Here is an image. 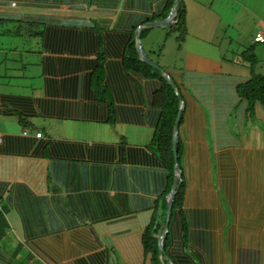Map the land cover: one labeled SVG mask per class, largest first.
Listing matches in <instances>:
<instances>
[{
	"label": "crops",
	"instance_id": "0c3cea01",
	"mask_svg": "<svg viewBox=\"0 0 264 264\" xmlns=\"http://www.w3.org/2000/svg\"><path fill=\"white\" fill-rule=\"evenodd\" d=\"M179 1L185 10L187 30L182 42L177 33H170L178 4L172 25L146 26L169 16L172 7L162 18L167 0H0V25L17 23L35 28L31 35L40 38L39 48L27 52L38 55L42 79L40 96L0 93V147L7 136L37 139L35 134L41 133L38 139L64 142L66 152H71V167L79 171L76 176H86L91 174L87 152L94 145L108 146L113 150L111 181H122L124 190L117 192L111 186L104 193L112 199L113 207L126 203L125 212L116 220L93 223L81 203L88 190L63 188L55 181L49 160L0 154L4 215L6 220L10 213L16 215L13 224L20 229L27 251L24 257L23 247L3 245L10 235L7 229L0 242V264H77L103 251L107 253V264H143L137 229L100 232L102 225L127 221L134 225L139 222L143 229L151 211H141L140 204H153L167 184L166 171L151 145L160 117V109L153 104L160 83L125 73L120 63L130 39L136 48L138 28L144 52L170 76L183 101L178 141L182 146L179 169L187 182L186 196L190 192L197 196V182L202 188L204 180L208 205H220L226 197L233 204L235 227L242 220H260L255 236L264 237V109L255 103L250 111L248 103L237 94L238 86L252 75L264 76V49L257 58L259 63L252 68L244 56L248 44H260L253 37L264 31V0ZM100 53L106 58L103 86L111 94L107 102L97 101L91 87ZM16 97L29 98V111L10 100ZM19 114L29 116L27 128L19 123ZM35 119L114 126L124 131L113 143L54 139L34 127ZM9 121L15 128L11 129ZM55 184L60 191L56 192ZM21 188L31 194L29 207L20 197ZM35 220L40 221L35 224ZM120 238L133 239L135 258L127 244L124 249L118 248ZM260 246L256 248L262 256L258 264H264V249Z\"/></svg>",
	"mask_w": 264,
	"mask_h": 264
},
{
	"label": "trees",
	"instance_id": "16d2710c",
	"mask_svg": "<svg viewBox=\"0 0 264 264\" xmlns=\"http://www.w3.org/2000/svg\"><path fill=\"white\" fill-rule=\"evenodd\" d=\"M172 5L173 0H167L166 12L162 15V18L166 17ZM181 5L183 4L179 1L175 17L176 23L170 29V33L175 32L178 34L179 42L184 40L187 31L185 10L182 9ZM252 50L253 48L249 47L244 53L251 68L259 63ZM105 59L104 54L100 53L96 69L91 76V87L99 102H107V99L108 101L111 100V94L103 86ZM120 63L125 73L130 72L141 77L157 79L160 83V88L153 98V104L160 109V117L151 145L157 152L161 165L166 171L167 184L165 190L153 201V204L149 205L146 202L140 204L141 211H151L150 218L141 230L139 238L143 264H168L169 261L173 264H258V260L262 256L256 248L261 245L260 247L264 249V237L255 236L260 220L254 222L242 220L239 222L238 227H235L234 223L229 225V222L226 221L228 216L223 212L222 206L216 205L215 202L208 205L209 194L205 190L206 183L204 180L202 188L197 182V196L191 195V192L189 197L186 196L187 182L184 175L173 201L168 233L163 242L165 254L162 255L159 252L157 237L164 230L167 210L166 201L174 179L175 159L172 151V135L179 99L174 90L163 79L161 68H152L139 60L133 40L130 39L126 43ZM120 75L122 76V74ZM237 94L248 103L250 111L253 110L255 103H259L264 109V76L260 74L252 75L247 82L238 86ZM10 100L21 105L25 111H29L31 108L28 97H16ZM112 105V103L109 104L111 122L115 117ZM28 117L23 114L18 115L19 123L23 128L28 127L26 123ZM2 143L0 154L32 155L47 159L51 162V173L55 174V181L63 188L65 186L67 189L71 186L74 191L88 190L81 203L84 208L83 212L93 220V223L116 220L125 212L126 203L124 201L121 205L113 207L112 199L107 198L104 193L111 186H114L117 192L122 193L124 190L122 181L119 180L117 184L115 180L111 181L113 175L109 169V164L113 156V150L108 146L94 145L89 153L87 152L91 174L76 176L79 171L71 167V162L68 161L72 157L69 156L71 152H66L64 142L36 139L35 137L7 136L1 140ZM181 148V141H178V165L181 162ZM78 152L84 153L80 150ZM65 154L68 156L67 158ZM58 184H55L56 192L60 191L57 188ZM25 192H27L25 189H19L20 197L28 203L27 207H29L31 194ZM222 198L226 204L233 205L228 203L226 197ZM4 213L3 209H0V242L9 227ZM39 221L35 220V224H38ZM24 222L29 223L30 226L32 225L26 217H24ZM225 222L227 225L223 229ZM253 228L254 230H252ZM106 254L104 251L91 254L77 262V264H107Z\"/></svg>",
	"mask_w": 264,
	"mask_h": 264
},
{
	"label": "rangeland",
	"instance_id": "374dc122",
	"mask_svg": "<svg viewBox=\"0 0 264 264\" xmlns=\"http://www.w3.org/2000/svg\"><path fill=\"white\" fill-rule=\"evenodd\" d=\"M35 32V28H30L27 25L17 23H7L3 26L0 25V93L5 94H19L27 96H40L42 94V79L40 76V68L38 62V55L35 53L27 52L29 49L36 51L39 48L40 38H35L31 35ZM19 34L21 36H19ZM30 34V35H29ZM249 35L248 37H250ZM250 43V41H249ZM247 48H253V54L256 58L261 57V49H264V44L247 45ZM259 53V54H258ZM34 127H38L44 135L54 139H68V140H85L93 142H116L119 134H122L124 129L112 127H100L97 125H88L73 123L69 124L61 119L55 120H42L35 119L33 122ZM11 129L15 128L12 122H8ZM19 130L21 126L17 125ZM39 131V130H37ZM36 131V132H37ZM212 179L215 178L214 173L211 174ZM0 199V209L5 212V205ZM223 198L220 202V206L223 207V212L228 216L229 225L234 223V208L230 204H226ZM14 213L7 215L9 237L3 243L4 246H8L12 243V247L15 245L23 247L22 256L27 255L26 247L22 245L23 239L20 237V229L13 224L16 216ZM108 229L119 230V233L125 232V229L133 230L137 229L139 235L142 230L141 224H132V222H116L113 225H102L100 232L106 233ZM127 230V232L129 231ZM132 238H120V242L117 243L118 248L124 249V245L127 244L128 252L132 253V256L136 257V251L132 246ZM112 242L115 243L113 240ZM106 242H104L105 244ZM133 243V242H132ZM138 247L141 249L140 240ZM133 248V249H132ZM20 252V253H21ZM141 255V253H139ZM148 264V263H147Z\"/></svg>",
	"mask_w": 264,
	"mask_h": 264
},
{
	"label": "water",
	"instance_id": "95a60500",
	"mask_svg": "<svg viewBox=\"0 0 264 264\" xmlns=\"http://www.w3.org/2000/svg\"><path fill=\"white\" fill-rule=\"evenodd\" d=\"M179 0H173V6L171 9V12L169 14V16L162 21H153V22H149L146 24V26L149 27H168L170 25H172L173 22V18L175 17V12H176V6L178 4ZM140 31L141 28H138L135 32V42H136V50L139 56V60H141L142 62L148 64L149 66H151L152 68L155 69H159V67L157 66V64L155 62H153L144 52L142 46H141V40H140ZM161 72L163 73L162 77L165 80V82L174 90L176 96L178 97V99L180 100V104L178 107V112L176 115V119H175V124H174V129H173V135H172V151H173V156L175 159V166H174V179H173V183L170 189V192L167 196V210H166V219H165V226H164V230L163 232L157 237V242H158V250L159 252L164 255L165 251H164V246H163V242L167 236L168 233V225H169V221H170V216H171V211H172V206H173V201L175 198V195L177 193L178 187L182 182V172L179 169V165L177 163V144H178V139H179V135H178V129H179V124L181 121V115H182V110H183V101L181 100V95L180 93L176 90V88L173 85V82L170 78V76L163 72L161 70ZM168 264H173L171 261H169Z\"/></svg>",
	"mask_w": 264,
	"mask_h": 264
},
{
	"label": "built area",
	"instance_id": "2783aa9c",
	"mask_svg": "<svg viewBox=\"0 0 264 264\" xmlns=\"http://www.w3.org/2000/svg\"><path fill=\"white\" fill-rule=\"evenodd\" d=\"M14 5H15V3L12 2V3H11V6H14ZM253 41H254L255 43H264V31L257 32V33L255 34V36L253 37ZM23 134H26V132H23ZM35 136H36L37 138H40V137H41V134L36 133Z\"/></svg>",
	"mask_w": 264,
	"mask_h": 264
}]
</instances>
